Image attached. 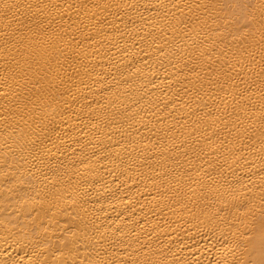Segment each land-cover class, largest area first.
<instances>
[{"label": "bare ground", "instance_id": "1", "mask_svg": "<svg viewBox=\"0 0 264 264\" xmlns=\"http://www.w3.org/2000/svg\"><path fill=\"white\" fill-rule=\"evenodd\" d=\"M0 264H264V0H0Z\"/></svg>", "mask_w": 264, "mask_h": 264}]
</instances>
